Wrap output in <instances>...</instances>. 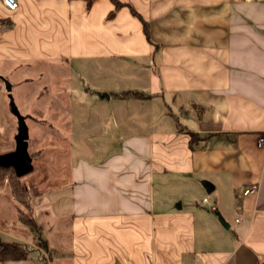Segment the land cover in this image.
Here are the masks:
<instances>
[{
	"label": "crops",
	"instance_id": "obj_1",
	"mask_svg": "<svg viewBox=\"0 0 264 264\" xmlns=\"http://www.w3.org/2000/svg\"><path fill=\"white\" fill-rule=\"evenodd\" d=\"M118 1L110 17L114 0H19L15 11L0 0L2 66L47 62L69 81L74 60L148 61L133 68L147 90L105 91L121 130H140L141 113L148 132L119 134L98 165L77 162L51 186L46 250L0 264H264V0Z\"/></svg>",
	"mask_w": 264,
	"mask_h": 264
},
{
	"label": "rangeland",
	"instance_id": "obj_2",
	"mask_svg": "<svg viewBox=\"0 0 264 264\" xmlns=\"http://www.w3.org/2000/svg\"><path fill=\"white\" fill-rule=\"evenodd\" d=\"M135 62L144 70L148 63L130 57H118L103 66L98 63L85 65L81 60H74L69 63V81L66 74L56 75L59 65L47 62L33 63L32 66L0 65V74L6 75L12 84L10 91L0 77V153L13 151L16 147L18 118L11 107L13 99L17 109L26 116L29 152L34 166L32 172L20 177L26 192L19 196L9 182L8 170L0 171V234L2 230L10 232L28 249L45 251L44 235L49 238L50 209L56 203L51 186L66 185L72 168L80 160L98 165L119 152V134L148 132L141 113L137 116L140 130L123 126L121 130L118 126L123 124L124 118L115 102L109 103L105 95V91L112 90L125 92L131 89L136 94L138 88L147 90L143 74L137 80L133 77ZM135 115L133 113L125 119H134ZM205 196L210 200L208 194ZM203 197L198 195L196 201L205 206L206 212L212 204L203 203ZM211 211L218 215L214 206ZM68 212L58 209V217L66 222L70 219ZM32 217L40 225L36 230L26 222ZM226 218L232 225L231 230L235 229L234 215Z\"/></svg>",
	"mask_w": 264,
	"mask_h": 264
},
{
	"label": "water",
	"instance_id": "obj_3",
	"mask_svg": "<svg viewBox=\"0 0 264 264\" xmlns=\"http://www.w3.org/2000/svg\"><path fill=\"white\" fill-rule=\"evenodd\" d=\"M6 83L7 89L12 90V84L4 76H1ZM11 107L14 114L18 118V132L15 136L16 147L13 151L7 153H0V167H14L19 177L28 174L34 170L33 158L29 152V127L26 121V116L23 115L18 109L14 100L11 101ZM202 184L211 192L214 189V185L208 181L203 180ZM221 223L228 228L229 224L224 217L219 213Z\"/></svg>",
	"mask_w": 264,
	"mask_h": 264
},
{
	"label": "trees",
	"instance_id": "obj_4",
	"mask_svg": "<svg viewBox=\"0 0 264 264\" xmlns=\"http://www.w3.org/2000/svg\"><path fill=\"white\" fill-rule=\"evenodd\" d=\"M88 5H91L93 0H86ZM117 4L116 8L110 12V17L113 16L116 13V9L118 5L121 3L118 0H114ZM144 27L146 32H148V22L144 21ZM1 77V76H0ZM133 92H126L127 95L134 94V96H138L139 94H136ZM194 134V133H191ZM6 171L9 173V182L13 186V188L16 190L17 195H23L26 192V187H24L21 178L17 175L15 168L10 167H0V171ZM27 224H29L30 227H33L34 230L37 229V227H40V225L37 223L36 219L32 217V220L26 221ZM28 257V248L21 243L18 242H4L0 240V261L5 260H17V259H24Z\"/></svg>",
	"mask_w": 264,
	"mask_h": 264
},
{
	"label": "built area",
	"instance_id": "obj_5",
	"mask_svg": "<svg viewBox=\"0 0 264 264\" xmlns=\"http://www.w3.org/2000/svg\"><path fill=\"white\" fill-rule=\"evenodd\" d=\"M1 2L8 11H15L19 8V0H1ZM257 143H258V146L260 147L264 146V133H262L259 136ZM255 191H256V186H248L244 190V194L247 195ZM204 201H207V199L205 198Z\"/></svg>",
	"mask_w": 264,
	"mask_h": 264
}]
</instances>
